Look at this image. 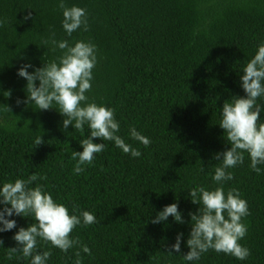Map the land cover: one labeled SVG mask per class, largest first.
Instances as JSON below:
<instances>
[{
    "label": "trees",
    "instance_id": "trees-1",
    "mask_svg": "<svg viewBox=\"0 0 264 264\" xmlns=\"http://www.w3.org/2000/svg\"><path fill=\"white\" fill-rule=\"evenodd\" d=\"M65 3L86 9L87 30L67 36L58 0H0V180L26 179L34 172L42 177L36 183L70 211L75 205L95 214L97 223L71 234L91 249V256L81 252L83 264H182L180 256L167 251L177 232L185 234L181 249L188 251L187 223L175 224L171 217L161 224L147 220L178 201L187 221V213L198 207L186 199L187 191L217 186L211 175L220 162L213 154L230 147L217 125L220 109L232 96L244 95L239 75L264 41V0ZM50 39L97 46L89 99L115 110L118 134L141 151L139 158L94 138L106 144L105 150L75 174L72 153L83 150L79 141L87 128L82 133L69 125L65 133L55 109L17 106L26 85L16 74L21 64L40 67L44 53L49 60L61 54L41 46ZM9 90L11 96L5 97ZM130 127L151 139L147 149L130 139ZM38 136L44 142L36 146ZM249 165L245 154L244 163L230 169L233 180L224 184L226 192L237 189L248 203L249 215L242 218L247 234L240 243L249 257L239 261L210 250L198 264H264V172L257 174ZM13 218L17 227L32 222ZM16 230L0 234V264H29L19 251L11 253ZM40 250L51 252L48 264H74L80 249L64 253L41 241Z\"/></svg>",
    "mask_w": 264,
    "mask_h": 264
},
{
    "label": "clouds",
    "instance_id": "clouds-1",
    "mask_svg": "<svg viewBox=\"0 0 264 264\" xmlns=\"http://www.w3.org/2000/svg\"><path fill=\"white\" fill-rule=\"evenodd\" d=\"M58 6L62 10L61 27L67 36L71 37L81 28L87 30L86 9L76 5L69 7L65 0H58ZM30 18L31 13L24 17V21ZM41 46L45 49L50 46L51 51L59 49L61 54L49 60L44 53L40 67H35L31 62L21 64L16 74L26 81L23 89L25 95L17 98L16 104L34 105L37 111L55 109L63 117L61 130L65 133H68L69 125L82 133L87 128V135L79 141L83 150H73L72 153V160L76 162L73 172H84V166L93 163L95 154L105 150L106 144L94 143V138L110 141L124 154L139 158L141 151L126 143L118 134L121 126L115 110L89 99L93 69L98 63L97 46L90 41L69 43L64 39L44 40ZM240 73L239 87L244 95L232 96L220 109L217 125L224 130L223 138L230 147L213 154V159L220 162L211 175L217 186L206 188L196 185L187 191L186 199L198 206L194 212L187 213V221L179 210L178 201L165 205L147 220L152 224H161L171 217L175 224L187 223L190 228L185 244L188 251L183 253L181 249L185 239L183 232L176 233L175 242L167 251L169 256H173V253L180 256L182 264H198L202 255L210 250L239 261L246 260L250 255V250L240 243L247 234L242 218L249 215L248 203L241 198L237 189L226 192L224 184L233 180L230 169L242 165L245 154L252 171L257 174L264 172L259 167L264 165V41L257 45L254 55ZM2 94L10 97L11 91ZM6 111L11 112L8 106ZM128 135L145 149L152 143L135 127L129 128ZM43 142L42 136L34 140L36 146ZM200 171H204L203 167ZM40 179L42 177L33 172L26 179L0 180V234L17 229L12 236L16 247L11 248V253L19 251L29 264H48L51 252L40 250L41 241L50 243L64 253L79 247L74 264H83L81 252L91 256V249L71 234L77 227L97 223L95 214L80 210L75 205L70 211L67 205L54 199L45 185L36 183ZM13 217L29 218L32 222L27 227H17V220ZM3 244L0 238V246Z\"/></svg>",
    "mask_w": 264,
    "mask_h": 264
}]
</instances>
